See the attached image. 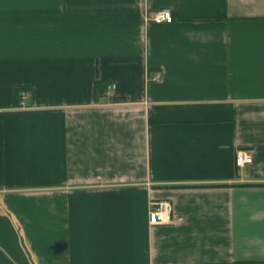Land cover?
Wrapping results in <instances>:
<instances>
[{
	"label": "crops",
	"instance_id": "0c3cea01",
	"mask_svg": "<svg viewBox=\"0 0 264 264\" xmlns=\"http://www.w3.org/2000/svg\"><path fill=\"white\" fill-rule=\"evenodd\" d=\"M0 264H264V0H0Z\"/></svg>",
	"mask_w": 264,
	"mask_h": 264
},
{
	"label": "built area",
	"instance_id": "2783aa9c",
	"mask_svg": "<svg viewBox=\"0 0 264 264\" xmlns=\"http://www.w3.org/2000/svg\"><path fill=\"white\" fill-rule=\"evenodd\" d=\"M147 20L149 22H153L155 24L161 23H171L172 22V14L169 10L161 9L156 10L147 16ZM151 80H158V76L155 75L151 77ZM111 86L108 87V89ZM114 87V86H112ZM26 96L25 93L22 94L21 99ZM252 163V156L245 149H238L234 154V166L237 168H242L245 165H249ZM170 214H171V204L168 200L159 199L152 200L149 202L148 206V223L150 225H159L166 224L170 222Z\"/></svg>",
	"mask_w": 264,
	"mask_h": 264
},
{
	"label": "trees",
	"instance_id": "16d2710c",
	"mask_svg": "<svg viewBox=\"0 0 264 264\" xmlns=\"http://www.w3.org/2000/svg\"><path fill=\"white\" fill-rule=\"evenodd\" d=\"M103 88L104 87L102 86V83H100L99 81L96 82V84H95V93H96V95L101 94L102 91H103Z\"/></svg>",
	"mask_w": 264,
	"mask_h": 264
}]
</instances>
